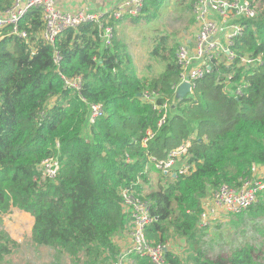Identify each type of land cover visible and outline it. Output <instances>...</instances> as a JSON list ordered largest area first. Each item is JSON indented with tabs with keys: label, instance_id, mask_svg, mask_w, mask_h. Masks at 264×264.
Segmentation results:
<instances>
[{
	"label": "trees",
	"instance_id": "trees-1",
	"mask_svg": "<svg viewBox=\"0 0 264 264\" xmlns=\"http://www.w3.org/2000/svg\"><path fill=\"white\" fill-rule=\"evenodd\" d=\"M13 1L0 0V11ZM160 4L143 0L138 16L115 18L107 12L98 23L64 29L53 44L42 37L39 7L28 9L18 22L26 37L10 26L0 27V216L13 207L33 216L27 247L106 264L118 252L112 236L130 220L121 207L120 189L131 186L154 218L146 236L168 247L169 264H184L168 240L171 235L184 240L187 264H264V229L260 249L246 244L209 257L199 248L206 231L197 227L203 198L221 185L240 186L253 165H264V9L242 20L243 31L233 39L237 55L260 56L256 66L236 72V82L241 74L247 80L242 93L223 92L214 69L172 107L179 82L175 45L159 37L150 55L164 62V70L139 78L117 33L122 22L150 19ZM106 26L112 28L109 44L102 35ZM61 75L80 76V89L66 86ZM145 91L157 96L145 99ZM163 102L168 103L167 117L158 126L161 111L154 105ZM94 103L101 104L103 114L91 123ZM148 130L153 136L143 145ZM185 141L195 165L190 174L169 177L148 163L149 156L164 158ZM52 156L59 160V172L43 179L39 164ZM263 213L259 198L230 215L243 221ZM19 245L0 231V259ZM107 250L109 256L102 257ZM136 263L152 264L139 257Z\"/></svg>",
	"mask_w": 264,
	"mask_h": 264
},
{
	"label": "built area",
	"instance_id": "built-area-1",
	"mask_svg": "<svg viewBox=\"0 0 264 264\" xmlns=\"http://www.w3.org/2000/svg\"><path fill=\"white\" fill-rule=\"evenodd\" d=\"M56 0H14L10 8L0 11V27L10 26L12 32L26 37L24 31L18 30V22L28 9L39 7L42 13L44 28L42 37L45 41L53 44L55 38L67 28L84 22L98 23L103 14L86 10L79 7L73 12L62 11L56 7ZM123 1V0H122ZM143 0H124L116 10L112 11L115 18L125 15L138 16L142 9ZM191 8L198 25L195 42L191 49L181 44L176 46L175 60L179 68V82L190 84L191 94L195 82L203 76L217 70V82L225 93L241 94L247 85L245 74H241L238 82L235 81L236 72L242 67L253 68L260 62V56L250 57L248 55H237L232 50L233 39L239 36L244 28L242 20L251 19L257 12L264 9V0L253 2L252 0H191ZM105 44L110 43L112 28L106 26L103 29ZM55 61L58 58L55 57ZM222 66L221 71L218 66ZM225 68H230L226 71ZM65 85L73 90L81 87V77L66 78L61 75ZM157 93L145 91L143 97L154 100ZM161 111L157 125L165 123L167 117L168 103L163 102L154 105ZM103 114L101 104H90L89 122ZM153 134L150 130L142 140L146 145L148 138ZM189 141H185L177 148L169 150L164 158L149 156L148 163L155 169L170 177L190 174L195 165L189 162L187 150ZM60 163L56 156L44 159L38 169L42 176L55 178L59 172ZM264 165L251 167V176L245 178L242 184L236 188L221 185L202 200V211L199 215L197 227L208 229L213 221L237 214L241 210L256 203L264 194ZM122 197L121 207L123 212L129 214L130 220L127 231L130 243L122 247L113 264H133L132 258H145L152 264H169L166 260L168 247L162 243H155L148 239L145 230L154 219L151 215L147 201L141 200L131 186L120 189ZM156 218V217H155Z\"/></svg>",
	"mask_w": 264,
	"mask_h": 264
},
{
	"label": "rangeland",
	"instance_id": "rangeland-1",
	"mask_svg": "<svg viewBox=\"0 0 264 264\" xmlns=\"http://www.w3.org/2000/svg\"><path fill=\"white\" fill-rule=\"evenodd\" d=\"M192 20L193 13L189 0H161L158 11L153 13L150 19L133 23L127 22L122 25L121 36L123 35L126 39L129 47L136 41L135 43L139 46L138 51L145 47L149 50V48L154 47V40L159 39L160 36H168L169 40L173 42L172 36H178V30L187 29L190 25L188 23ZM140 29L142 32L139 31ZM143 33L149 35L143 36ZM139 36L145 37L142 42L145 47L140 44L141 38ZM161 69H163V65L154 59H149L145 65L140 64L137 68V75L140 78L150 79L158 76ZM42 178L45 179L46 177L42 176ZM152 188H155V185ZM261 199L264 201V195ZM262 229H264V213L254 216L248 215L247 219L243 221L238 216H224L213 221L210 227L204 230L206 231V237L201 239L199 248L203 249L209 257L227 252L229 254L231 249L246 244H251L253 249L257 250L261 248L259 243L261 236L259 234ZM168 240L173 246L177 247L182 262L187 264L189 254L185 252L184 240L176 235H171ZM111 241L118 252L114 257H110L109 253L107 254L108 250L102 254V257L109 256L106 264H113L122 247L129 245L130 236L127 229L113 235ZM55 252L47 247L42 248L41 251L33 247H27L23 242L16 247L12 254L0 259V264H88L83 257H73L68 254L59 255ZM132 260L133 264H137V258L133 257Z\"/></svg>",
	"mask_w": 264,
	"mask_h": 264
},
{
	"label": "crops",
	"instance_id": "crops-1",
	"mask_svg": "<svg viewBox=\"0 0 264 264\" xmlns=\"http://www.w3.org/2000/svg\"><path fill=\"white\" fill-rule=\"evenodd\" d=\"M123 1L122 0H56L55 4H56V7L62 11L73 12L79 7H84L88 11L99 13V14H105L107 12H112L116 10L117 6H119ZM189 2L191 3V0H189ZM127 22L129 21L122 22L120 24L117 33L118 35H120L121 40L126 44L128 48L129 54L132 59V64L134 67L135 74L137 75V68L140 66V64L142 63V65L143 64L145 65V63H147L149 59H154L155 61L163 65V69L159 71V73H161L164 70L165 64L159 59L151 57L150 52H151V48L153 47L147 50L145 45L142 44V42L145 40V37L139 36L141 38L140 44H142V46L145 48L138 51L137 49L139 46L135 43L136 41H134L133 45L129 47L126 39L123 37V35L121 36L122 25L126 24ZM129 23H133V22H129ZM188 24L190 25L188 26L187 29L185 28L183 30L177 31L178 36H172L173 42L169 40L168 36H164L165 40H167L168 45L170 46L175 45L174 56H175L176 46L184 44L186 45V47L191 49L195 42L198 25L195 21L194 15H193V20ZM139 31H141V29ZM142 35L148 36L149 34L143 33ZM158 41L159 39L154 40L155 45L158 43ZM138 44H139V41H138ZM137 77L139 76L137 75ZM33 220H34L33 216L29 212L21 211L16 208L11 209L9 210V212L2 214L0 216V231H4L5 233H7V235L11 239L15 240L17 243L21 242L22 244L23 242H25V239H27L31 234ZM42 248L44 247L41 246L37 249L41 251Z\"/></svg>",
	"mask_w": 264,
	"mask_h": 264
},
{
	"label": "water",
	"instance_id": "water-1",
	"mask_svg": "<svg viewBox=\"0 0 264 264\" xmlns=\"http://www.w3.org/2000/svg\"><path fill=\"white\" fill-rule=\"evenodd\" d=\"M190 92H191L190 84L186 81L181 82L175 89L174 102L172 104V107H174L177 103L185 99V97L191 94Z\"/></svg>",
	"mask_w": 264,
	"mask_h": 264
}]
</instances>
